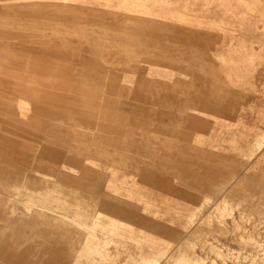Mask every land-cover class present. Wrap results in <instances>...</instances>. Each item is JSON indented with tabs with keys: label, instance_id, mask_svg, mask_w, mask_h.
I'll return each mask as SVG.
<instances>
[{
	"label": "rangeland",
	"instance_id": "374dc122",
	"mask_svg": "<svg viewBox=\"0 0 264 264\" xmlns=\"http://www.w3.org/2000/svg\"><path fill=\"white\" fill-rule=\"evenodd\" d=\"M26 1L0 0V264H264V0H50L31 34Z\"/></svg>",
	"mask_w": 264,
	"mask_h": 264
},
{
	"label": "crops",
	"instance_id": "0c3cea01",
	"mask_svg": "<svg viewBox=\"0 0 264 264\" xmlns=\"http://www.w3.org/2000/svg\"><path fill=\"white\" fill-rule=\"evenodd\" d=\"M25 5V9H21L20 13L25 12L26 14V25L25 29L27 33L31 34L37 31L39 28L44 30L49 26L43 21L39 22L36 15L38 13H42L43 15L46 14L49 17V4L50 0H42V4L39 5L35 2V0H27ZM18 7V6H17ZM17 12V8L14 10ZM48 22V20H46ZM235 45V44H234Z\"/></svg>",
	"mask_w": 264,
	"mask_h": 264
},
{
	"label": "bare ground",
	"instance_id": "6f19581e",
	"mask_svg": "<svg viewBox=\"0 0 264 264\" xmlns=\"http://www.w3.org/2000/svg\"><path fill=\"white\" fill-rule=\"evenodd\" d=\"M64 1V0H63ZM58 3V2H57ZM63 4H66V3H63ZM60 5H61V3H60ZM26 104H28V103H26ZM157 256H159V255H157ZM187 258V257H186ZM185 260V259H184ZM187 260V259H186ZM180 261V260H179ZM183 261V260H182ZM190 262V261H189ZM216 263V262H215ZM215 263H213V264H215ZM177 264H181V263H177ZM187 264H190V263H187ZM196 264V263H195ZM198 264H200V263H198Z\"/></svg>",
	"mask_w": 264,
	"mask_h": 264
}]
</instances>
